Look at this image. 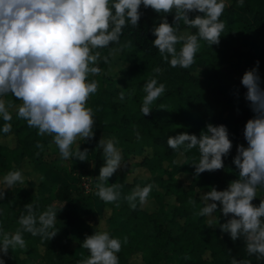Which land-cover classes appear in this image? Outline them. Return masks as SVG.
Segmentation results:
<instances>
[{"label": "trees", "instance_id": "trees-1", "mask_svg": "<svg viewBox=\"0 0 264 264\" xmlns=\"http://www.w3.org/2000/svg\"><path fill=\"white\" fill-rule=\"evenodd\" d=\"M141 11L144 15L140 27L132 28L129 23L121 36V44L132 42L131 47L118 51V58L129 66L120 71V81L104 73L92 76L99 82V89L87 103L96 120L95 138L90 142L84 140L87 148L94 151L88 172L91 180H97L103 165V151L97 145L106 134L118 141L116 146L121 150L123 160H129V165L134 158H140L133 161L131 167L125 165L124 170L118 169L107 185L116 183L121 176L127 177L134 167L146 170L149 176H135L131 181L125 178L124 189L120 191L122 196L129 194L137 184L141 187L149 183L154 185L148 197L157 204L154 211L141 209L138 201L133 210L124 199L119 201L120 207L102 200L109 209L105 217L106 231L121 240L128 237V243L122 245L117 254L119 264H137L131 263V257L136 253L140 254V264H231L233 258L247 260L249 264H264V260L248 255L242 239L234 242L220 230L219 224L226 222L227 218L219 210L213 213L215 221L211 227L207 217L193 215L203 206L197 192L210 191L211 186L224 190L230 181L238 178L233 158L240 145V131L254 115L245 100L247 90L242 86L241 78L246 70L256 66L257 61L264 87V0H244L243 6H239V0H229L220 18L225 23L220 44L210 47L200 40L195 62L188 69L173 68L164 62L152 44L155 37L151 29L160 22L159 15L150 8H141ZM168 20L171 23L173 15H169ZM183 29H188L191 34L197 31L181 22L179 31ZM181 47L182 44H177V51ZM99 51L102 59L109 55V48ZM111 59L112 55L109 61ZM109 61H104V66ZM156 67L162 69L161 73L153 72ZM196 69L201 75L194 73ZM150 78L165 83L166 92L152 104V113L144 117L140 111L145 95L143 86ZM121 91H125L123 102L119 100ZM6 97L8 102L19 105L11 94ZM232 110L238 115H228ZM10 111L12 131L5 134L0 130V136L10 135L12 144L0 143V156L6 161L4 176L9 171L21 170L24 182L15 185L12 196L0 203V231L14 233L19 227L18 219L24 206L32 202L37 214L49 205H55V229L59 232L51 240H42L31 234L23 237L27 247L17 248L14 252L9 250L3 257L5 264H80L89 254L82 258L73 257L66 245L83 242L84 232L92 235L98 231L73 216L76 201L82 202L84 216L94 210L92 193L71 166V161L62 160L54 144L49 147L51 137L37 135V129L29 128L26 121L17 117L15 107ZM207 123L226 125L233 148L224 157L223 169L194 176L191 162L193 158L199 159L198 148L186 150V146H181L178 151L173 150L167 146V139L184 132L199 136ZM3 124L0 118V129ZM137 133L140 139H137ZM37 142L44 144L39 156L36 155L40 151L35 147ZM178 154L183 155L180 163L176 162ZM47 158L55 169L65 170L69 176L76 177L74 188L49 181L38 171V166ZM27 166L31 170L25 171ZM178 174L188 175L190 182L184 186L176 177ZM171 196L174 200L165 203L163 199ZM189 198L196 201L195 207L187 203ZM260 198H264V190L257 192L253 203L258 205Z\"/></svg>", "mask_w": 264, "mask_h": 264}, {"label": "clouds", "instance_id": "clouds-1", "mask_svg": "<svg viewBox=\"0 0 264 264\" xmlns=\"http://www.w3.org/2000/svg\"><path fill=\"white\" fill-rule=\"evenodd\" d=\"M243 3L244 0H239V6ZM225 7V0H0V97L11 94L20 102L16 106L0 98V118L4 121L0 130L5 134L12 131L10 109L15 107L17 117L26 121L29 128L37 129V135L51 137L49 147L54 144L62 160L72 158L71 148L78 139L90 142L95 138L96 120L87 103L99 89L97 80H89L90 75L101 72L97 64L101 59L99 49L109 48V55L103 57L108 62L110 55L131 47V41L120 42L123 29L129 23L132 28H139L144 15L141 8H150L160 21L151 29L155 37L153 47L171 67L188 69L195 62L200 40L210 47L220 44L225 29L220 18ZM169 15H173L171 23ZM181 22L196 29V34H178ZM177 44H182L179 51ZM161 71L160 67L153 69L157 74ZM241 84L247 90L245 100L254 115L243 129L247 146L238 145L233 158L238 178L224 190L211 186L210 191L202 193L199 198L203 206L193 215L211 217L219 210L227 218L219 224L220 230L234 242L242 239L249 256L264 260V198H260L258 205L253 203L257 192L264 190V87L259 61L244 72ZM143 92L140 111L145 117L152 113V104L166 92V84L150 78ZM119 100H125V91L119 93ZM117 144L114 138L102 137L98 142L104 159L96 195L116 207L124 199L135 210L137 201L141 206L147 203L154 185L137 184L124 196L118 181L106 186L124 164ZM167 146L177 151L181 146H186V150L198 148L199 159L193 158L191 165L195 169L193 175L199 176L223 169L224 157L231 153L233 142L226 125L207 123L199 136L187 132L169 136ZM35 147L40 150L36 153L39 156L44 144L37 142ZM88 153L87 148L81 151L79 146L75 158L87 161ZM23 182L21 170L9 171L3 177L5 187L0 189V200L6 198V190ZM187 203L196 206L192 198ZM56 219L55 205L37 214L34 203L26 204L15 232L0 231V264H5L3 257L9 250L27 247L24 233L40 236L42 240L53 239L59 232L55 229ZM208 224L211 227L212 221ZM127 243V236L121 240L107 231L86 235L81 247L90 255L80 264H119L117 254ZM231 264L249 261L233 258Z\"/></svg>", "mask_w": 264, "mask_h": 264}, {"label": "crops", "instance_id": "crops-1", "mask_svg": "<svg viewBox=\"0 0 264 264\" xmlns=\"http://www.w3.org/2000/svg\"><path fill=\"white\" fill-rule=\"evenodd\" d=\"M0 143H8L9 145L12 144L11 141V136H0ZM80 146L81 151L87 146L85 145L84 140L79 141L78 143L76 142L75 144L72 145V152L73 156L69 160L71 161V166L78 171V173L81 175L82 179L84 180L85 184H89V189L92 193L93 196V204H94V210L88 214L87 216L83 215V204L81 201H76L74 203V218L75 219H80L81 221L91 225L92 227L96 228L98 231H106V223H105V210L106 206L103 204V201L96 195V185L98 183V179L96 181H92L89 177V168L91 167V162L90 160L93 159L94 157V151L92 149H89V153L87 156V161H79L78 159L75 158V152L77 147ZM89 159V160H88ZM6 161L5 159L0 156V189L4 188L3 184V177L6 171ZM25 171L31 170L30 166H27L24 168ZM38 171L44 175V177L49 180V181H55L62 183L64 185L70 186V187H75L77 184V179L75 176H69L65 170H57L54 167H52L49 163V158L46 159V162L43 164H40L38 166ZM90 181V183H88ZM119 184L121 185L119 191L124 189V178L121 176L118 180ZM92 183V185H90ZM108 186V185H106ZM93 187V188H92ZM14 188V187H13ZM13 188L6 190V198L4 200H0V203L2 201L7 200L9 197L12 196L13 194ZM34 190V188H33ZM56 192V190H55ZM39 226V224L37 225ZM30 233H24L23 237H28ZM85 237L88 235L86 232H84ZM82 242H72L66 245L67 251L76 258H82L85 254H89L87 249H84L81 247ZM131 263H134L131 261ZM140 264V263H137Z\"/></svg>", "mask_w": 264, "mask_h": 264}, {"label": "rangeland", "instance_id": "rangeland-1", "mask_svg": "<svg viewBox=\"0 0 264 264\" xmlns=\"http://www.w3.org/2000/svg\"><path fill=\"white\" fill-rule=\"evenodd\" d=\"M228 4H229V0H225V5L227 6ZM185 32L190 33V31L188 29H183V30H180L178 34L185 33ZM118 54H119V52H116L114 55H112V59L109 61V63L106 66H104L105 62L103 61L102 58L97 62L98 66L101 68L100 73H104L105 75H109L112 79H115L116 81H120V79H119L120 71L126 69L129 66V64L127 62H124L118 58ZM194 73L197 75H201V71L198 69H196ZM89 80L90 81L93 80V77L91 75L89 76ZM0 98H3L6 101H8V97H6V96L0 97ZM228 115H238V112L236 110H232V111L228 112ZM102 137H104L105 139L111 138L110 136H108L106 134H103ZM77 143H78V141H77ZM240 144H244L245 146H247V142L245 141V139L243 137V130L240 131ZM148 153H145V154H148ZM139 159H140L139 157H136L133 159V161H139ZM182 160H183V155L178 154V157L176 158V162L180 163V162H182ZM128 161L126 162V160L125 161L123 160L122 163H124V164L122 165V167L120 169L124 170V167H126L125 165H127V166L129 165ZM133 161H132V163H130V165H129L130 167H131V164L133 165ZM224 163H225V159H224ZM135 176H137V177H148L149 173L140 167H134L133 170L127 174V177L124 175V177H123L124 183H125V178L128 181H131ZM176 177H178V180L184 186H186L190 182V177L188 175L178 174V175H176ZM96 179H98V178H96ZM88 183H90V181H88ZM90 185H92V183ZM85 187L87 189H89V184H85ZM202 193H206V191H200V192H197L196 194H197V196L200 197V195ZM163 200L165 203H171L174 200V197H172V196L171 197H165ZM139 206L141 209H144L148 212L154 211L157 209V204L154 202L153 199H149V200H147V203H145L143 206H141L140 204H139ZM108 213H109V209L106 207L105 216H103V218H105L108 215ZM209 220L212 221V225H213L214 221H215L214 216L212 215L211 217H207V222ZM131 261H133L134 263H142L141 258H140V254L139 253L133 254L131 257Z\"/></svg>", "mask_w": 264, "mask_h": 264}]
</instances>
